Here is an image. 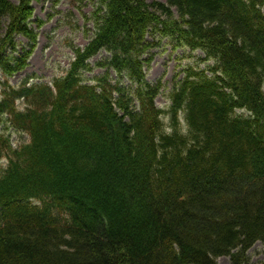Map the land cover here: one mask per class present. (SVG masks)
Returning a JSON list of instances; mask_svg holds the SVG:
<instances>
[{
    "label": "trees",
    "instance_id": "1",
    "mask_svg": "<svg viewBox=\"0 0 264 264\" xmlns=\"http://www.w3.org/2000/svg\"><path fill=\"white\" fill-rule=\"evenodd\" d=\"M40 1L0 0V124L27 138L0 130V264H248L264 243V0H94L63 75L13 85ZM160 37L211 63L186 66L163 108L143 72Z\"/></svg>",
    "mask_w": 264,
    "mask_h": 264
},
{
    "label": "rangeland",
    "instance_id": "2",
    "mask_svg": "<svg viewBox=\"0 0 264 264\" xmlns=\"http://www.w3.org/2000/svg\"><path fill=\"white\" fill-rule=\"evenodd\" d=\"M12 1L16 2V0ZM93 1L41 0L40 2H33V20H42L44 25L37 31V45L28 59L27 67L16 74L9 82L13 85H18L26 77H31L33 82H49L53 77L62 76L64 70L69 68L70 60L73 59L71 45L84 47L87 44L83 27L86 24L85 17L90 16L93 11ZM147 1L148 3H153L154 1L162 4L166 3L165 0ZM172 12L174 18L177 19L178 15L174 9ZM32 26L35 27V25ZM146 39L152 40L150 35L146 36ZM18 40L21 44H26L27 42L20 37ZM168 44V39L160 37L158 48L150 51L152 59L148 67L143 66L146 83L155 85L160 82L162 85L160 95L154 100L158 108H163L166 105L165 94L178 85V81L183 78V71L186 66L192 65L201 71L211 65L208 60L200 61L199 58L204 59V54L199 50L191 54L188 48H172ZM106 57L109 56L101 51L92 58L90 60L92 72L87 73L85 77L103 74L105 72L104 69L96 67L94 64L96 61ZM149 57L148 54L142 56V61L145 62ZM111 77L116 80V76L113 73ZM124 86H130V83L125 80ZM67 98L65 96L61 101H55L63 102L67 101ZM56 119V117L52 118L53 121ZM3 127L4 125L0 124L1 132L10 135L13 143L22 144L23 140L27 139L21 133H16L12 127L9 130ZM10 148L13 150L14 146L10 145ZM247 254L249 257L248 264H264V243L256 242ZM216 261L217 264H230L227 256L219 257Z\"/></svg>",
    "mask_w": 264,
    "mask_h": 264
}]
</instances>
